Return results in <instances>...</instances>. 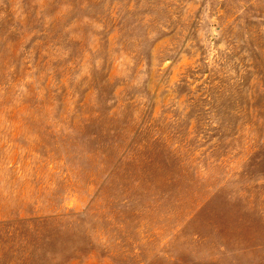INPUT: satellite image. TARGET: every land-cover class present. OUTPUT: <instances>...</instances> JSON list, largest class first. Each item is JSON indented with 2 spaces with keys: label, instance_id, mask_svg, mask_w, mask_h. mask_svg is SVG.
Instances as JSON below:
<instances>
[{
  "label": "rangeland",
  "instance_id": "obj_1",
  "mask_svg": "<svg viewBox=\"0 0 264 264\" xmlns=\"http://www.w3.org/2000/svg\"><path fill=\"white\" fill-rule=\"evenodd\" d=\"M0 264H264V0H0Z\"/></svg>",
  "mask_w": 264,
  "mask_h": 264
}]
</instances>
